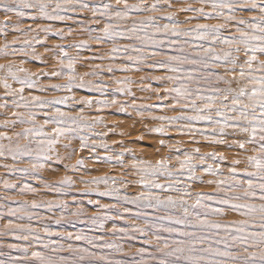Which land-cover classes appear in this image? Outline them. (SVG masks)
<instances>
[{
  "label": "snow or ice",
  "instance_id": "snow-or-ice-1",
  "mask_svg": "<svg viewBox=\"0 0 264 264\" xmlns=\"http://www.w3.org/2000/svg\"><path fill=\"white\" fill-rule=\"evenodd\" d=\"M0 16V264H264V0H0ZM113 109L155 159L108 139L127 135Z\"/></svg>",
  "mask_w": 264,
  "mask_h": 264
},
{
  "label": "rangeland",
  "instance_id": "rangeland-1",
  "mask_svg": "<svg viewBox=\"0 0 264 264\" xmlns=\"http://www.w3.org/2000/svg\"><path fill=\"white\" fill-rule=\"evenodd\" d=\"M0 19H2V16H0ZM31 23V21H25V24ZM67 24H69V26L75 27L74 25L71 24V22H66ZM58 26H63V25H58ZM12 37L9 36L8 39H11ZM80 37L78 36H74L72 38H70V40L68 42H71V39H78ZM3 38H0V42H2ZM51 42H59L57 38H52ZM39 51L43 52V49H38ZM83 55H88V53H83ZM8 59H14L12 57H9ZM6 59L3 57H0V63H6ZM37 66V67H36ZM52 66V62L51 60H49V67ZM25 67H29L31 68V70L36 71L38 68V65L35 62H31V63H26ZM117 75H121L120 73H117ZM132 75L133 79H136L138 77L139 74H129ZM153 86L155 87L156 84L154 83ZM2 91V90H0ZM80 94L81 95H88V93L84 92L83 90H80ZM138 95H147V93L144 94H140L138 93ZM149 103L153 102V101H148ZM109 111V115L106 117V122L108 124H112V123H116L119 127H118V131L119 130H123L124 132L127 133V135H125L124 137H119V136H110L108 137L109 140L111 139H123L127 146L132 147L138 154H143L146 158L149 159H155V153L153 151L152 147H149V145L155 146L157 144V140L154 137H145L144 140L133 143V141L135 140V137L137 135H141L144 133L145 129L143 127L142 123H137L136 121V117L133 114L132 118H128L127 115L122 114V113H117L115 112V110H108ZM168 115H173L174 113H167ZM99 130V129H98ZM170 135H172L175 139H181V137L179 136H175L174 133H170ZM186 147H190V145H186ZM100 154H103V150H100ZM164 152L162 151L160 153V155H163ZM82 155L87 156L88 153L84 152L82 153ZM75 161V157L73 158V161ZM88 167H95V171L92 173L93 175H99V174H103L104 172H109V174H117L118 173V169L116 168H112L109 169L107 167H105L102 164H96L93 165L91 163L87 164ZM52 169H60V171L56 172L55 174H53L52 171H45L42 173V175L48 179V180H54L56 178H58L59 175L63 174V170H62V166L61 165H56V164H52L51 165ZM0 173H2V169H0ZM31 183L34 184V186H38L37 182L35 181H29ZM77 187H82V185H77ZM208 190V189H205ZM105 200V202H107V198H103Z\"/></svg>",
  "mask_w": 264,
  "mask_h": 264
},
{
  "label": "bare ground",
  "instance_id": "bare-ground-1",
  "mask_svg": "<svg viewBox=\"0 0 264 264\" xmlns=\"http://www.w3.org/2000/svg\"><path fill=\"white\" fill-rule=\"evenodd\" d=\"M37 67V66H36Z\"/></svg>",
  "mask_w": 264,
  "mask_h": 264
}]
</instances>
